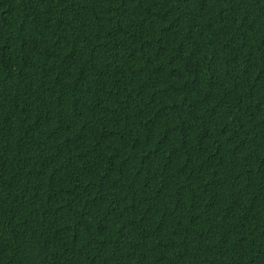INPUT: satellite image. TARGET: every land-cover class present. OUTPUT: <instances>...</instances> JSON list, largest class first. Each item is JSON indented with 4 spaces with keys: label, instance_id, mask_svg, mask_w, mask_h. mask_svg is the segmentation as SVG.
I'll use <instances>...</instances> for the list:
<instances>
[{
    "label": "trees",
    "instance_id": "16d2710c",
    "mask_svg": "<svg viewBox=\"0 0 264 264\" xmlns=\"http://www.w3.org/2000/svg\"><path fill=\"white\" fill-rule=\"evenodd\" d=\"M0 264H264V0H0Z\"/></svg>",
    "mask_w": 264,
    "mask_h": 264
}]
</instances>
